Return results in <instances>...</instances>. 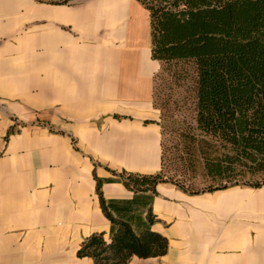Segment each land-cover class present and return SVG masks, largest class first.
Instances as JSON below:
<instances>
[{"label": "crops", "instance_id": "obj_1", "mask_svg": "<svg viewBox=\"0 0 264 264\" xmlns=\"http://www.w3.org/2000/svg\"><path fill=\"white\" fill-rule=\"evenodd\" d=\"M159 69L139 0H0V264H95L82 244L113 234L96 178L114 218L168 240L130 264H264V186L121 183L162 169Z\"/></svg>", "mask_w": 264, "mask_h": 264}, {"label": "trees", "instance_id": "obj_2", "mask_svg": "<svg viewBox=\"0 0 264 264\" xmlns=\"http://www.w3.org/2000/svg\"><path fill=\"white\" fill-rule=\"evenodd\" d=\"M38 1L67 5L74 0ZM139 1L150 13L152 57L160 63L155 92L162 80L170 93L180 91L181 95L185 88L192 119L202 130L200 135L185 134L189 167H201L211 178L214 188L209 192L264 186V0ZM162 95L154 106L161 110L159 125L164 139L163 123L182 110V102L173 100L172 94ZM14 132V128L9 130V134ZM162 149L159 173H123L121 183L136 193H156L160 183H173L190 194L205 193L189 191L166 178L167 155L175 154L164 140ZM96 181L101 208L112 223L113 234L110 243L103 234L91 236L78 257L92 258L95 264H130L133 256L165 255L168 240L150 229L136 233L130 223L114 218L103 195V181ZM148 222H154L150 213Z\"/></svg>", "mask_w": 264, "mask_h": 264}, {"label": "rangeland", "instance_id": "obj_3", "mask_svg": "<svg viewBox=\"0 0 264 264\" xmlns=\"http://www.w3.org/2000/svg\"><path fill=\"white\" fill-rule=\"evenodd\" d=\"M164 93H167L168 95L172 94L173 100H181L182 102V110H180L179 113L175 114L173 117H169L168 119H166L163 123L165 130V137L163 140L165 142L166 148L170 149L172 153L175 154L174 156H171L170 153H168L167 155V159L170 158V161H167L168 172L166 178L173 180V182L175 181L182 186H185V188L189 189V191H200L207 193L214 188V183L211 178L204 175L205 173H203L201 167L198 169H193L188 165L187 149L189 146V142L187 141L185 134H202V130L200 129L199 124L196 120L194 121L192 119L190 106L191 102L190 100H188L189 95L186 94L185 88L182 91L181 95H179L180 91L170 93V90H167L165 88L162 80L159 81V88L155 92L156 98H154V102L155 99L157 100L158 95L160 96V98H164L162 95ZM158 110L161 114V110ZM19 125L20 124L15 123L16 127H18ZM241 185H243V183Z\"/></svg>", "mask_w": 264, "mask_h": 264}]
</instances>
